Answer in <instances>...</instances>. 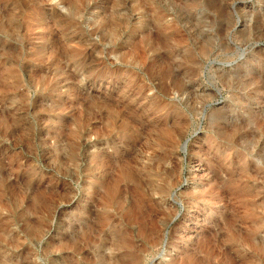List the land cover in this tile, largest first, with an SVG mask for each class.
Instances as JSON below:
<instances>
[{
  "label": "rangeland",
  "instance_id": "1",
  "mask_svg": "<svg viewBox=\"0 0 264 264\" xmlns=\"http://www.w3.org/2000/svg\"><path fill=\"white\" fill-rule=\"evenodd\" d=\"M69 1L0 0V264H264V0Z\"/></svg>",
  "mask_w": 264,
  "mask_h": 264
},
{
  "label": "bare ground",
  "instance_id": "2",
  "mask_svg": "<svg viewBox=\"0 0 264 264\" xmlns=\"http://www.w3.org/2000/svg\"><path fill=\"white\" fill-rule=\"evenodd\" d=\"M69 1V0H68ZM76 1V0H75ZM81 1V0H80ZM78 2V1H77ZM70 5L73 2V0H70L69 2ZM73 5V4H72ZM70 7H73V6H70ZM78 7V6H77ZM2 11V10H1ZM58 14V13H57ZM114 14V13H113ZM110 16V15H109ZM108 16V17H109ZM112 16V15H111ZM120 22V20L118 21ZM127 22V21H125ZM121 23H124V22H121ZM121 24H119L120 26ZM127 25V24H126ZM110 29H112L111 33H115L117 28H118V25L117 23H113V22H110ZM117 27V28H116ZM125 28V27H124ZM123 28V29H124ZM120 30H121V26H120ZM115 31V32H114ZM119 32V30L117 31ZM119 34V33H117ZM112 35V34H111ZM113 36V35H112ZM78 228V227H77ZM39 231V230H37ZM77 233V235H75L73 233V245L75 246L78 242H77V238H78V235H81L82 238H83V246H81V249H84V246L85 248L89 246L90 249H92L95 254L94 255H91L90 258H86L84 257V261L87 263V264H116V260L110 258V256H106L102 251V249H104L105 247H107L109 245V248L112 247V246H117V245H121V244H124L125 242V239L123 238V236L121 234H118V235H114L115 236V239H111V238H105L102 241H99L97 239V237L94 235L95 232L91 233V228H89L88 226H85V227H81ZM76 231V232H77ZM75 232V230H74ZM79 241V240H78ZM80 247V246H79ZM79 249V250H81ZM100 251V252H99ZM102 252V253H101ZM139 259L136 257L135 254H129L128 255V258H127V264H139ZM73 264H75L74 260H73Z\"/></svg>",
  "mask_w": 264,
  "mask_h": 264
}]
</instances>
